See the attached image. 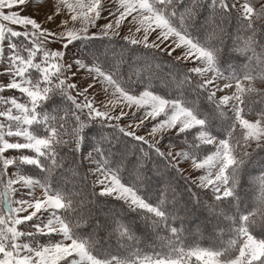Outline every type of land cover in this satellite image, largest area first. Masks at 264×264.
Segmentation results:
<instances>
[{
  "label": "snow or ice",
  "instance_id": "obj_1",
  "mask_svg": "<svg viewBox=\"0 0 264 264\" xmlns=\"http://www.w3.org/2000/svg\"><path fill=\"white\" fill-rule=\"evenodd\" d=\"M65 4L66 0H0V74L11 77L6 84L8 90H15L27 99V103L18 102L16 97L11 99L10 103L18 114L14 115L12 108L0 111V117L7 120V123H0V264H264V232L253 234L256 218L264 220V193L257 201L256 212L239 215L235 221L238 226L232 229L235 238L227 247L186 249L170 239L166 252L151 257L135 252L127 260H120L101 252L93 240L81 236L76 230L77 224L70 226L67 212L71 203H65L69 197L59 189H53L46 178H35L41 174L46 177L53 170L64 167L62 149L66 148L73 157L86 153L83 160L97 176L100 197L109 196L122 201L129 211L142 212L145 224L167 229L177 239L178 229L170 223L172 213L166 214L165 210L153 206L140 194L143 179L139 170L150 161L155 163L150 153L163 163V170L156 169L161 171V184L166 183L164 171L172 170L184 176V169L180 166L182 159L194 172L204 173L197 180L185 178L197 191L207 190L211 194L210 199L236 201L238 206L242 191L241 172L253 163L260 151H264V110L255 112L251 104L245 103L246 98L258 96L259 103L264 104V89L256 87L257 80L264 83V69L256 75L251 67L242 70L239 65L231 67V49L227 57L223 50L226 31L223 24L216 21L227 22L229 17L235 16L240 21L239 31L250 34L246 49L260 47L264 51V44H258L256 39L258 32L264 29V0H260L258 6L253 4V0H244L239 8L230 0H205L204 3L202 0H119V4L114 0H107V3L78 0L76 5L66 4L70 14L63 18L60 6ZM30 7L41 17L39 21L35 16L23 14ZM104 12H107L106 17L102 15ZM129 16L139 25L136 31L143 30V37L142 40L127 36L122 39L131 46L142 44L144 48L158 49L169 56L180 49L176 60L198 65L188 70L184 82L197 96L203 93L206 103L202 102L197 107L196 101L180 96L167 99L149 90L147 84L138 95L131 94L134 85L142 81L131 77L126 80L119 72H114L107 56L103 57L102 70L101 57L96 55L99 49L92 52L91 58L86 53L74 52L70 57L71 63L66 66L62 63L68 59L69 46L88 48L96 41L114 42L118 32L114 30L111 18H114L118 29ZM101 18L109 22L100 26L98 32L90 33L89 26L96 27V21ZM78 21L82 25L79 31L69 27ZM9 24L20 26L22 30H14ZM46 24L55 25V29L45 27ZM197 25L202 38L193 35ZM153 33L155 39L149 43V36ZM206 33L215 36L211 43L203 38ZM52 43H59L60 49L51 50L48 45ZM81 57L88 59V63ZM72 69H75L72 71L73 81L79 71H87L89 77L100 78L105 85L102 88L105 95H109L111 89V95L117 99H109L107 104L101 101L96 106L87 95L99 83L95 80L78 93L82 100L73 96L72 90L77 88V84L64 77V71ZM224 72L228 75L224 76ZM208 74H211L210 78ZM218 78L220 84L215 83ZM233 87L235 91L230 95L217 98V91L224 92ZM55 95L69 101V106L62 117H53L55 123H52L44 105ZM119 101L125 102L128 108L135 105L143 109L136 127H146L145 121L151 123L163 116L164 119L153 125L150 135L161 130H175L177 137L184 136L180 149L174 151L176 145L169 141L167 150L162 151L157 147L158 142L129 130L131 125H120L119 121L128 116V112L121 110L118 115H112L109 110H102ZM226 108H230L231 116L220 125L221 131L217 133L214 121L218 119V112L220 116L224 115L221 110ZM93 128L96 129L94 135L90 134ZM37 129L40 134H37ZM189 136L192 140L185 150ZM5 137L23 138V142L19 139L9 142ZM145 146L148 151H145ZM110 150L120 151V157L113 158ZM133 150L138 155L128 171L129 184L122 182L121 167L127 161L128 151ZM8 151H27L31 155L9 158ZM261 171L264 172V168ZM26 172H31V175L23 174ZM36 186L43 189L40 197L34 195ZM188 191L195 201V193L191 189ZM17 225L30 226L32 230L19 231ZM126 234L127 230L121 232V235ZM22 237L30 243H18ZM41 237L48 242L40 243ZM53 237L59 239L53 241Z\"/></svg>",
  "mask_w": 264,
  "mask_h": 264
},
{
  "label": "trees",
  "instance_id": "obj_2",
  "mask_svg": "<svg viewBox=\"0 0 264 264\" xmlns=\"http://www.w3.org/2000/svg\"><path fill=\"white\" fill-rule=\"evenodd\" d=\"M241 1L244 2V0ZM204 2L205 0H202V3ZM230 3H236V0H230ZM259 3L260 0H253L254 5L258 6ZM203 11L205 9H202ZM216 23L223 24L225 28L223 50L225 57H227L228 50L231 49L233 55L230 62L231 67L235 68L239 65L241 70L245 67H251L254 74L259 75L264 69V51L260 47L254 49L248 47L246 49L245 44L250 34L239 31L240 21L233 16L229 17L227 22L217 20ZM193 35L202 38L199 25L195 26ZM262 35H264V29L257 34L258 44H264V39H261ZM203 38H207L211 43L215 36L212 33H206ZM76 48L79 53L88 54L89 58H91L92 52L99 49L96 55L101 57L99 63H101L102 69L103 57L107 56L114 72H119L126 80L131 77L132 80L142 81V83L134 85L133 92L144 90V85L147 84L149 90L168 96L170 99L180 96L188 101H196L197 107H200L202 102L206 103L203 93L197 96L191 86L184 82L185 74L192 68L190 63L178 61L174 56H169L167 52L147 49L143 45L131 46L118 37H114L112 43L107 40L96 41L88 48L81 45H77ZM224 74L227 76L228 72H224ZM35 75L36 73L33 72V76ZM256 87L264 89V83L257 80ZM259 100L260 97L252 96L246 98L245 103L251 104L255 112H260L264 110V104L259 103ZM68 106L69 101L60 95H55L50 102L44 105V111L49 120L55 123L52 118L59 119L62 117ZM221 111L224 115L220 116L218 112V119L214 121L217 133L221 131L220 125L226 123L227 118L231 116L230 108ZM246 118L252 117L247 116ZM33 127L35 128V126ZM95 131V128L90 129V134L94 135ZM37 134H40L39 129H37ZM105 135H110V133H105ZM194 135L195 130H193ZM191 140L192 136H189L186 148ZM159 148L161 149V147ZM161 150L163 151V149ZM110 151L111 156L115 159L121 155L118 150ZM145 151H148L147 146H145ZM10 152L14 155H21L22 153L31 155L27 151L22 153ZM85 154L82 153L73 157L66 148L62 149L61 157L64 167L53 170L46 177L41 174L35 178L41 180L46 178L53 189H59L65 196L69 197L65 203L66 205L69 204V201L71 203L67 212L70 226L72 223L77 224L76 230L80 235L93 240L96 248L101 252L109 256L122 257L124 260H127L135 252H139L142 256H153L156 253L166 252L170 239L177 242L178 246L182 245L186 249L200 247L217 250L227 247L229 241L235 238L232 229L238 226L235 221L239 215H246L250 211L256 212L257 201L264 193V172L261 171L264 168V151H260L253 163L241 172L242 191L238 206L236 201L217 202L210 199L211 194L207 190L197 191L196 187L185 179L186 177L192 179L191 177L185 174L182 177L172 170L163 172V179L166 183L161 184V171L156 169L163 170V163L155 157L154 153H150L155 163L150 161L146 167L139 170L140 177L143 179L140 185V194L145 196L148 202L153 203V206H159L165 210L166 214L172 213L170 223L172 227L178 229L179 238L177 239L167 229L153 228L150 223L145 224L142 218L144 214L129 211L127 205L122 201L109 196L100 197L99 191L93 184L92 172L86 166L87 162L83 160ZM137 155L138 153L134 150L128 151L127 161L121 167L122 182L131 183L128 171L135 164ZM74 160L80 162L73 163ZM110 163L116 167L113 161L110 160ZM23 174L31 175V172ZM167 181H172V183L169 184ZM161 189L163 190L161 191ZM188 189L195 193L197 198L195 201ZM151 215L148 214V216ZM114 218L115 223H113ZM256 219L257 222L253 226L254 235L264 232V220H260L259 217ZM21 226L23 231L32 230L30 226ZM125 230H127V234L121 235V232ZM42 241L44 242L46 239L41 237L40 242Z\"/></svg>",
  "mask_w": 264,
  "mask_h": 264
},
{
  "label": "rangeland",
  "instance_id": "obj_3",
  "mask_svg": "<svg viewBox=\"0 0 264 264\" xmlns=\"http://www.w3.org/2000/svg\"><path fill=\"white\" fill-rule=\"evenodd\" d=\"M42 2V0H41ZM84 3H88L90 2V0H83ZM103 3H107V0H102ZM115 3L119 4V0H114ZM70 3L73 5H76L78 3V0H66V4ZM236 3L238 4V7L243 4L244 2H242L241 0H236ZM66 4L65 5H61V9L63 10L64 16L63 18H68L69 16V10L66 8ZM23 14L25 15H30V16H35V18L39 21L41 19L40 16L36 15V13L33 12V9L30 7L28 8V10L26 12H24ZM103 16H107V12L102 13ZM136 14L134 13L133 16H135ZM60 17H58L57 19H59ZM113 19V25H114V30L116 32H118V35H116L115 37L118 38H123V37H129V39H138V40H142L143 37V30L141 29L140 32L136 31V28L139 26L138 23L136 21L133 20L132 16L127 17V19L121 23L120 27L118 29L115 28V24H114V18ZM109 21L108 19H99L96 21V27H92L89 26L88 31L90 33L92 32H98L99 27L102 25L107 24ZM7 23V22H4ZM9 27H13L14 30H22L20 26H16V25H8ZM45 27L51 28V29H55V25L52 24H46L44 25ZM69 27L74 28L75 30L79 31L82 28L81 23L78 21L75 24H70ZM51 39V38H49ZM155 39V33L151 34L149 36V43H151L153 40ZM142 45V44H141ZM48 47L55 51L60 49V44L59 43H52L50 45H48ZM77 51V52H76ZM76 52L79 53V51L77 50V48H72V46H69L66 56L68 57V59H64L62 61V63L65 64V66L68 63H71L72 60L70 59V57L72 56V54ZM181 50L178 49L176 52L172 53V56L177 57L180 55ZM5 55H7V49L5 48ZM39 59V57L37 58ZM81 59H84L81 57ZM85 63H88V60L84 59ZM190 65L193 67L198 66L197 64L194 63H190ZM75 69L72 70H65L64 71V77L67 78L68 82H75L77 84V88L72 90V95L73 96H78V93L87 86L88 83H93L94 80L95 81H99V83L96 84V87L94 89H90L89 92L87 93V95L89 96L90 99H93L94 104L96 106H99L101 104V101H103L105 104H107L108 100H116V96L111 95L112 90L109 89V95H105L102 91V88L105 86L103 84V82L100 80L99 77H89L87 71L81 70L77 73V77L75 79V81H73V77H72V71H74ZM103 70V69H102ZM94 75V74H93ZM224 76H226L224 74ZM211 77V74H208V78ZM11 77L8 75H3L0 74V111H5L9 108H12L13 110V114H18V110L14 109L13 106L11 105L10 101L13 97H16L18 99V102L20 103H27V99L24 96H21L17 91L15 90H8L6 88V84L8 82H10ZM231 83H235L234 81H229ZM216 84H220V78H218L215 82ZM211 87V86H210ZM143 91L142 89L140 91L137 92H132L131 94L134 95H138L139 92ZM235 91V88L233 87V89L231 90H225L224 92H220L217 91V97L219 98V96L221 95H230L231 92ZM155 94V91H153ZM160 95V94H158ZM163 96V95H161ZM167 99L168 96H164ZM78 99L82 100L83 97L78 96ZM4 101H8V103H4ZM102 110H109L111 112L112 115H118L120 113L121 110H124L126 112H128V116L122 118L119 123L122 127H127L129 125H131V128L129 130L135 131L136 135L138 136H145L146 139L150 140V141H156L157 143V147H161V149H163V151L167 150V144L169 141H171L172 143H174L176 145V148L173 149L174 151H177L180 149L181 146V141L184 139V136L182 135L181 137H177L175 135V130H161V131H157L155 134L150 135L151 131H152V127L154 124L158 123L160 120L164 119L163 116L158 117L157 120L152 121L151 123H149L148 121H145L146 127H136V125L139 123L142 115H143V109H138L135 105L132 106V108H128L126 106V103L123 101H119L117 102L115 105H108L107 108H103ZM133 113H135V117H133ZM151 119V118H149ZM0 123H7L6 118L0 117ZM30 131L32 129H29ZM161 137H163V139H161ZM6 139H9V142H17V139H19V142H23V138H8L5 137ZM185 150H187V148L185 147ZM23 155H29L26 153H22ZM7 155L9 156V158H11L12 156H14L13 153H11L10 151L7 152ZM180 166L181 168L184 169V174L191 177V180H197L199 176L203 175L204 173L202 171H193L190 166L185 163L184 160H180ZM11 175V173H10ZM93 175V184L94 186L97 188L98 191H100V185L96 184V180H97V176ZM34 195L37 197L42 196L43 194V189H41L39 186H36L33 189ZM31 211V210H30ZM17 229L19 231H23L22 226L21 225H17L16 226ZM53 241L59 239V237H53L52 238ZM43 242V241H42ZM40 242V243H42ZM48 241H44L42 244L47 243ZM18 243H30V241H28L26 238H20V240L18 241ZM65 243H70V241H65ZM211 249V248H210ZM148 256V255H147ZM151 257V256H149ZM120 260H124L121 258H119Z\"/></svg>",
  "mask_w": 264,
  "mask_h": 264
}]
</instances>
